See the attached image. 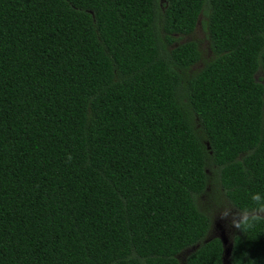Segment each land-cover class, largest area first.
<instances>
[{"label":"trees","instance_id":"1","mask_svg":"<svg viewBox=\"0 0 264 264\" xmlns=\"http://www.w3.org/2000/svg\"><path fill=\"white\" fill-rule=\"evenodd\" d=\"M207 166L264 264V0H0V264H222Z\"/></svg>","mask_w":264,"mask_h":264},{"label":"rangeland","instance_id":"2","mask_svg":"<svg viewBox=\"0 0 264 264\" xmlns=\"http://www.w3.org/2000/svg\"><path fill=\"white\" fill-rule=\"evenodd\" d=\"M205 15L200 13L194 28L186 34H174L168 46L176 45L185 40H193L200 51V57L190 67L192 70L198 68L203 59L211 55L205 30ZM207 174L206 184L203 191L195 195L197 207L209 218L210 225L205 238L216 236L222 244V264H229L228 252L232 236L237 232L238 221L247 212L236 209L225 197L212 166L205 169ZM194 245L187 246L179 252L180 260L189 252Z\"/></svg>","mask_w":264,"mask_h":264}]
</instances>
